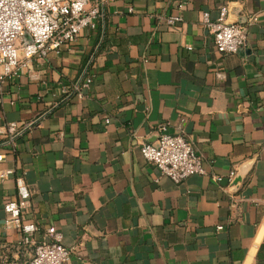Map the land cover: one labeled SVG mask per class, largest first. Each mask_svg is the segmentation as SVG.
Returning a JSON list of instances; mask_svg holds the SVG:
<instances>
[{"label": "crops", "instance_id": "crops-1", "mask_svg": "<svg viewBox=\"0 0 264 264\" xmlns=\"http://www.w3.org/2000/svg\"><path fill=\"white\" fill-rule=\"evenodd\" d=\"M106 1L96 29L1 86L0 130L30 128L15 151L0 134V171L11 172L0 178V264L34 251L5 229L20 176L33 241L62 234L67 264H264V0ZM222 8L248 27L238 54L218 53L202 23ZM178 14L176 28L159 25ZM161 124L192 142L205 175L175 184L143 159Z\"/></svg>", "mask_w": 264, "mask_h": 264}, {"label": "built area", "instance_id": "built-area-1", "mask_svg": "<svg viewBox=\"0 0 264 264\" xmlns=\"http://www.w3.org/2000/svg\"><path fill=\"white\" fill-rule=\"evenodd\" d=\"M106 0H0V90L9 81L17 80L26 71L34 59L46 60L51 53L59 54L67 46L89 29H96L104 18ZM227 8L220 10V20L214 22L208 13L203 14L202 23L213 40L218 53L222 55L238 54L248 46V27L240 23H228ZM253 21H256L253 18ZM183 22L182 15H172L159 20L165 29L176 28ZM192 50V48H189ZM92 78L77 82L69 94H81L89 89ZM68 94V95H69ZM30 125L20 126L10 123L1 128L0 134L6 138L5 144L15 151L17 140L22 137ZM141 155L148 163L156 167L160 176L169 178L175 184H183L195 175H205L203 158L182 134L169 133V125L158 127L157 141L141 146ZM5 158L0 155V162ZM9 171H0V178L7 179ZM234 183L236 173L229 176ZM219 182L221 178H214ZM17 200L7 201L4 210L8 215L5 222L7 231L22 234L24 246L34 245L29 258L21 263L7 264H67L71 251L64 246L60 233L48 230L45 238L35 243L33 238L39 232V226L30 219L32 194L23 176L16 178ZM221 230L222 227H219Z\"/></svg>", "mask_w": 264, "mask_h": 264}, {"label": "water", "instance_id": "water-1", "mask_svg": "<svg viewBox=\"0 0 264 264\" xmlns=\"http://www.w3.org/2000/svg\"><path fill=\"white\" fill-rule=\"evenodd\" d=\"M233 23H234V22H233ZM242 51H243V50H241L240 52H242ZM240 52H239V53H240ZM236 183H237V182H236ZM235 185H237V186H238L239 184L237 183V184H235Z\"/></svg>", "mask_w": 264, "mask_h": 264}]
</instances>
